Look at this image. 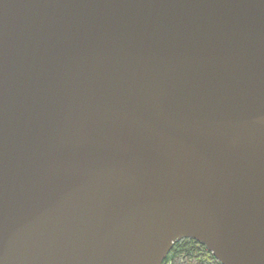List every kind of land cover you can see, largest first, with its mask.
Wrapping results in <instances>:
<instances>
[{"label": "water", "instance_id": "95a60500", "mask_svg": "<svg viewBox=\"0 0 264 264\" xmlns=\"http://www.w3.org/2000/svg\"><path fill=\"white\" fill-rule=\"evenodd\" d=\"M264 264V0H0V264Z\"/></svg>", "mask_w": 264, "mask_h": 264}, {"label": "trees", "instance_id": "16d2710c", "mask_svg": "<svg viewBox=\"0 0 264 264\" xmlns=\"http://www.w3.org/2000/svg\"><path fill=\"white\" fill-rule=\"evenodd\" d=\"M164 264H221L205 246L192 239L177 243Z\"/></svg>", "mask_w": 264, "mask_h": 264}]
</instances>
